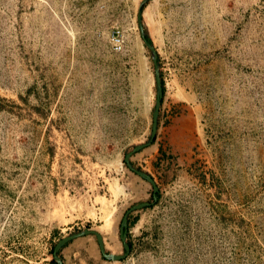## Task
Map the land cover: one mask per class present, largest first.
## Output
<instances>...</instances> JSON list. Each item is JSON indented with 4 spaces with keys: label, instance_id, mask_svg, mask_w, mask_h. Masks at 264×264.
I'll return each instance as SVG.
<instances>
[{
    "label": "rangeland",
    "instance_id": "1",
    "mask_svg": "<svg viewBox=\"0 0 264 264\" xmlns=\"http://www.w3.org/2000/svg\"><path fill=\"white\" fill-rule=\"evenodd\" d=\"M140 1L0 0V264H59L84 228L123 252L122 216L153 191L124 161L156 99ZM142 17L164 91L130 159L158 199L131 213L125 258L86 234L62 264H264V0H149Z\"/></svg>",
    "mask_w": 264,
    "mask_h": 264
},
{
    "label": "water",
    "instance_id": "2",
    "mask_svg": "<svg viewBox=\"0 0 264 264\" xmlns=\"http://www.w3.org/2000/svg\"><path fill=\"white\" fill-rule=\"evenodd\" d=\"M147 1H149V0H141L139 2L137 21H138V26H139L141 37H142L145 45L147 46V48L150 51V56H151L152 63L154 66L156 99H155L154 107L152 110L151 131H150V134H149L147 141L134 144L132 149L125 153L124 161L132 171H134L139 176L146 179L147 181H149L152 184V186H153V200H151V201H140V202L134 203V204L130 205L125 210L124 215H123L122 220H121V224H120V238L122 240L123 247H124L123 253H114V252L106 251L105 241H104L103 235L97 229L84 228L82 230H78V231H75V232H72V233H69L67 235L62 236L55 243V245L53 247V252H52L53 253V259L59 264H62V259L59 255V251L61 250V248L64 245H66L69 241H71L77 237L86 235V234H94L96 236L99 247H100V251L105 258L112 259V260H120V259L125 258L130 252V244L127 241L128 215L133 211L140 210V209H143L147 206L154 204L158 199L159 186L156 184L154 178L149 173H147V172L137 168L136 166H134L131 159H130L131 155L133 153L141 150L142 148L146 147L147 145H150L154 141L156 133H157V129H158V118H159L160 106H161L162 96H163V91H164L162 79H161V75H160V64H159L158 53H157V50L155 48V45H154L150 35H149V32L147 31V29L145 28V26L143 24L142 7L144 6V4ZM148 39H150V40H148Z\"/></svg>",
    "mask_w": 264,
    "mask_h": 264
},
{
    "label": "built area",
    "instance_id": "3",
    "mask_svg": "<svg viewBox=\"0 0 264 264\" xmlns=\"http://www.w3.org/2000/svg\"><path fill=\"white\" fill-rule=\"evenodd\" d=\"M109 39L112 48L115 51H120L123 49V32L118 25H114L110 31Z\"/></svg>",
    "mask_w": 264,
    "mask_h": 264
},
{
    "label": "bare ground",
    "instance_id": "4",
    "mask_svg": "<svg viewBox=\"0 0 264 264\" xmlns=\"http://www.w3.org/2000/svg\"><path fill=\"white\" fill-rule=\"evenodd\" d=\"M115 226V222L113 223L111 218H107L105 224L102 226L103 229L108 230V232L110 233L109 237L112 240L116 239ZM98 230H101V227H99Z\"/></svg>",
    "mask_w": 264,
    "mask_h": 264
},
{
    "label": "flooded vegetation",
    "instance_id": "5",
    "mask_svg": "<svg viewBox=\"0 0 264 264\" xmlns=\"http://www.w3.org/2000/svg\"><path fill=\"white\" fill-rule=\"evenodd\" d=\"M138 168V167H137ZM140 169V168H139ZM159 193V192H158ZM151 200H153V191H152V194H151V199L150 200H147V201H151ZM148 207V206H147ZM146 208V207H145ZM132 213V212H131ZM131 213L128 215V226H127V237H128V228H129V217H130V215H131ZM124 215V214H123ZM123 217V216H122ZM122 220V219H121ZM120 224H121V222H120ZM119 234H120V226H119ZM122 241V240H121ZM127 241H128V239H127ZM98 242V241H97ZM128 243H129V241H128ZM130 244V243H129ZM99 245V244H98ZM122 245H123V243H122ZM65 246V245H64ZM63 246V247H64ZM106 247V246H105ZM106 249V248H105ZM107 251V250H106ZM109 252V251H108ZM123 252H124V247H123ZM122 252V253H123Z\"/></svg>",
    "mask_w": 264,
    "mask_h": 264
},
{
    "label": "trees",
    "instance_id": "6",
    "mask_svg": "<svg viewBox=\"0 0 264 264\" xmlns=\"http://www.w3.org/2000/svg\"><path fill=\"white\" fill-rule=\"evenodd\" d=\"M143 8V7H142ZM148 40H150V39H148ZM162 84H163V82H162ZM163 90H164V86H163ZM54 263H56V261L55 260H52Z\"/></svg>",
    "mask_w": 264,
    "mask_h": 264
}]
</instances>
